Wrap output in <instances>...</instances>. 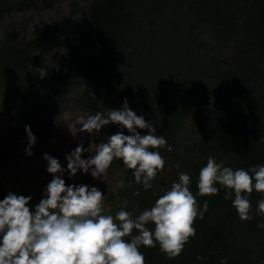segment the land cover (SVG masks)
Listing matches in <instances>:
<instances>
[{
	"label": "trees",
	"instance_id": "1",
	"mask_svg": "<svg viewBox=\"0 0 264 264\" xmlns=\"http://www.w3.org/2000/svg\"><path fill=\"white\" fill-rule=\"evenodd\" d=\"M61 1L64 0H41L39 4L38 0H0V19L11 12L49 9ZM170 1L94 0L83 21L82 36L69 47L67 62L46 70L43 79L39 75L31 80L23 78L24 68L42 66L45 56L67 46L72 30L60 21L46 25L28 41L18 43L10 27L0 38V94L3 89H10L11 96L19 98L13 108H8L12 113L8 133L13 151L24 153L27 146L24 127L30 125L37 137L32 149L34 157L41 158L44 153L53 156L55 117L69 110L83 115L116 109V104L134 88L132 79H125L129 75L125 73L124 61L136 49L135 43L141 39L142 32L144 36L143 21L151 29L148 35H154L153 29L158 28L154 27L156 21L160 24L163 19L167 21L163 16L157 18L160 12L157 8L169 7V11L183 15L185 25V18L190 23V28L180 31L177 40L186 45L184 49L191 57L181 71H172L179 81L172 96L160 106L158 102L151 103L154 108L146 121L153 123L157 135L162 134L172 146L171 152L160 149L161 155L168 154L191 175L194 194L199 170L209 156L234 169L264 164V0H172V5ZM195 24H206L221 39L233 43L228 65L217 62L219 43L202 42L195 34ZM75 75L80 78L73 79ZM189 115L193 116L192 122L189 121L191 131L186 146L181 148L175 138L186 128ZM121 130L113 124L103 127L98 143ZM138 131L143 135L147 130ZM51 178L33 191L22 187L15 192L32 196L30 203L35 205ZM64 178L66 184L83 183L77 175L69 180L65 174ZM160 187L156 191L153 187L144 190L129 181L127 188L118 192V202L122 205L127 200V210L133 216L139 215L170 188ZM6 194L0 186V199ZM224 195L223 188L215 196L197 195L201 205L208 201V209L202 219L198 217L194 221L196 234L189 237L183 251L174 258L163 253L159 245L142 246L145 264L263 263L264 228L257 225L264 224V215L259 214L257 202L264 194L256 191L250 194L252 218L244 221Z\"/></svg>",
	"mask_w": 264,
	"mask_h": 264
},
{
	"label": "clouds",
	"instance_id": "2",
	"mask_svg": "<svg viewBox=\"0 0 264 264\" xmlns=\"http://www.w3.org/2000/svg\"><path fill=\"white\" fill-rule=\"evenodd\" d=\"M35 71L41 79L47 75L44 68ZM61 122L60 116L54 118V123ZM110 124L128 134L121 130L107 136L95 144L94 153L86 158L83 153H90L89 147L83 144L65 154L66 166L59 158L42 155L46 172L52 178L37 204L30 203V195L11 191L0 199V264H145L140 248L157 245L174 258L183 251L189 237L196 234L195 219H202L208 209V201L201 205L196 196H215L221 188L240 220L252 218L249 197L253 191L264 194V164L234 169L214 156H209L199 170L196 194L190 187L191 175L181 172L170 188L139 215L133 216L127 210V200L111 214L110 207L105 206V193L95 185L66 184L65 174L69 180L78 172L103 180L113 162L119 161L130 170L134 183L149 190L165 167L160 149L171 152L172 146L162 134L157 135L153 123L130 108L127 98L119 109L80 115L77 133L97 136ZM138 129L147 130L146 134ZM24 133V152L30 157L37 137L30 125H25ZM123 186L119 182L118 187ZM257 208L264 215V198L257 202ZM257 226L264 228V224Z\"/></svg>",
	"mask_w": 264,
	"mask_h": 264
},
{
	"label": "rangeland",
	"instance_id": "3",
	"mask_svg": "<svg viewBox=\"0 0 264 264\" xmlns=\"http://www.w3.org/2000/svg\"><path fill=\"white\" fill-rule=\"evenodd\" d=\"M93 1L64 0L55 3L49 9L40 7L24 12H11L0 19V38L11 27L15 31L17 42L24 43L39 33L46 25L64 21L73 32L67 41V46L53 50L44 57L43 65L39 67L46 70L58 68L67 62L69 47L82 36L85 29L83 21L87 17L89 6ZM40 2L41 0H38L39 4ZM172 3L173 1L171 0L170 4L172 5ZM157 9L160 11L157 14V18L160 16L162 18L163 16L167 21L163 19L161 21L163 24L156 21L154 27L157 26L158 28L153 29L155 31L154 35H148V31L151 29L147 22L143 21L144 36H142V32L141 39L139 40L138 38L135 43L136 49H133L132 55L130 54L128 59L124 61L125 73L129 75V77L126 75L125 79L130 80L131 78L134 83L132 84L134 88L125 95V98H127L130 108L137 115H144L146 120L150 119L149 115L154 108L151 103L158 102L157 106H160L172 96V93L177 88L176 85L179 81L174 78L172 71H181L191 57L189 51L184 49L186 45L178 41L180 31L190 28L187 18H185V25L184 17L181 13L169 11V7L163 9L158 7ZM174 25H182V27L174 29ZM195 26V34L199 36L202 42L207 45L219 43L217 44L220 47L219 52L216 53L217 62L222 66L228 65L229 62L227 60L230 58L233 43L231 44L227 38L222 37L221 39L217 35V31H214L211 27L209 28L206 24H195ZM188 47L191 48L190 46ZM35 69L38 68L27 65L24 68L23 78L31 80L38 76L39 74ZM77 78H80V75L73 77V79ZM10 91V89H3L0 94V186L7 193L9 191L16 193L15 191L22 187L33 191L51 175L46 172L45 161L42 157L35 158L34 153L29 157L25 152L19 154L13 151L15 149H13L14 147L8 133L12 113L8 111V108H13L18 103L17 100L19 98L11 96ZM122 101L116 104V109L121 107ZM80 115L82 114L78 111H66L60 115L62 122L56 124L55 130L57 134L51 140L52 144L55 145L52 150L55 153L53 157L59 158L62 166H66L65 154L73 150L78 144H83L85 148L89 147L90 153H83V157L86 158L94 153L95 144L100 139V133L97 136L94 133H77V118ZM192 118L193 116L189 115L186 128L175 138V141L180 143L181 148L186 146L185 141L189 137V130L191 131ZM189 121L191 122L189 123ZM164 158L167 164L152 182L154 191L161 188L160 185L162 187L171 186L178 179L179 174L184 172L179 163H175L168 154ZM77 176L82 179L83 183L95 184L96 187L105 193L106 209L110 207L113 215L122 206L118 202V192L127 188L129 181L133 182L130 170H126L119 161L113 162L103 180H94L90 175H82L79 172ZM121 181L124 186L118 187ZM14 183L16 184L15 188H13ZM261 264H264V262Z\"/></svg>",
	"mask_w": 264,
	"mask_h": 264
}]
</instances>
